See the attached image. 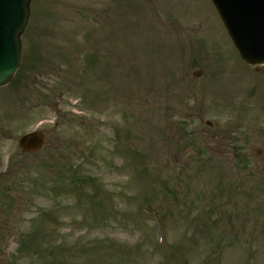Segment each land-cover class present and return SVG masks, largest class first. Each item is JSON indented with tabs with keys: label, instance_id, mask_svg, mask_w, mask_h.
Instances as JSON below:
<instances>
[{
	"label": "rangeland",
	"instance_id": "1",
	"mask_svg": "<svg viewBox=\"0 0 264 264\" xmlns=\"http://www.w3.org/2000/svg\"><path fill=\"white\" fill-rule=\"evenodd\" d=\"M20 43L0 264L46 263L21 235L66 264H264V66L209 0H30Z\"/></svg>",
	"mask_w": 264,
	"mask_h": 264
},
{
	"label": "water",
	"instance_id": "2",
	"mask_svg": "<svg viewBox=\"0 0 264 264\" xmlns=\"http://www.w3.org/2000/svg\"><path fill=\"white\" fill-rule=\"evenodd\" d=\"M223 23L248 64L264 63V0H213ZM29 0H0V85L13 75L19 60L18 36L28 16ZM23 151L42 145L39 131L18 141Z\"/></svg>",
	"mask_w": 264,
	"mask_h": 264
},
{
	"label": "trees",
	"instance_id": "3",
	"mask_svg": "<svg viewBox=\"0 0 264 264\" xmlns=\"http://www.w3.org/2000/svg\"><path fill=\"white\" fill-rule=\"evenodd\" d=\"M23 245H25V244H23ZM59 260H60V264H65V262H66V260L64 259V260H65V262H64V260H63L62 258H60ZM56 261H57V260L55 259V260L52 262V264L55 263ZM46 264H47V263H46Z\"/></svg>",
	"mask_w": 264,
	"mask_h": 264
}]
</instances>
